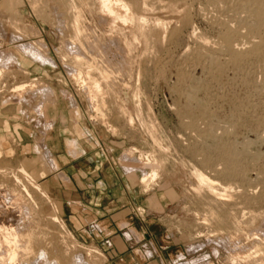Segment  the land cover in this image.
<instances>
[{"label": "rangeland", "instance_id": "rangeland-1", "mask_svg": "<svg viewBox=\"0 0 264 264\" xmlns=\"http://www.w3.org/2000/svg\"><path fill=\"white\" fill-rule=\"evenodd\" d=\"M127 1L144 22L112 32L95 0H0V183L25 168L50 198L31 225L49 256L38 264H114L101 227L77 232L59 200L81 210L62 185L75 165L121 188V209L151 228L139 264H264V0ZM74 55L100 91L74 82ZM27 83L39 87L20 95ZM148 157L158 177L144 186Z\"/></svg>", "mask_w": 264, "mask_h": 264}, {"label": "bare ground", "instance_id": "bare-ground-1", "mask_svg": "<svg viewBox=\"0 0 264 264\" xmlns=\"http://www.w3.org/2000/svg\"><path fill=\"white\" fill-rule=\"evenodd\" d=\"M81 1H83V0H81ZM93 3H95V8L91 12H93L94 15L100 17V19H102L103 22H105L109 26V29L112 32H116V31L122 32L124 27H127L129 25L134 26L135 24H136V26L137 25L140 26V24H142V22H144V18L138 17L136 14L137 12H134V10L132 8V6H134V5H131L127 0H95V2H93ZM90 5H92V4H90ZM93 5H92V7H94ZM71 8L73 9V18L75 21L74 26H73L74 32L77 34V37H79V39H81V37L84 35V33L81 34L82 32H84V31H82V30H84L82 27L83 25L81 26V24H80V21H82L81 20L82 16L77 11L78 7L75 5V3H71ZM259 17H261V16H259ZM145 26H147V25H145ZM137 29H138V27H137ZM86 32H87V30H86ZM80 35H81V37H80ZM134 37H136V36H134ZM83 38H84V36H83ZM82 40H85V38ZM85 41H84V43H85ZM83 47L85 48L86 46L83 45ZM82 50H83V48H82ZM30 52H31V54H34V56H38V54L34 50H30ZM72 52L73 53L76 52V47L73 49ZM72 60L78 66L77 69H75V72L72 73L73 74L72 78H73L74 82L77 83L79 85V87L81 85H82L81 86L82 88H86L89 86L91 90L100 91V88L102 89V87H101V84H99V82H97L99 79L96 81V79L92 78L91 73L89 71L84 72L80 68L81 65H83L85 63L83 56L80 57L78 55H74ZM93 60H95V58H93ZM86 62H88V60ZM93 63H95V62H92L91 64L93 65ZM91 64H90V66H92ZM96 65H97V63H96ZM86 68H89V67H86ZM106 73H107V71H106ZM2 74H3L2 70H0V78H1ZM104 77H105V75H104ZM37 82H38V80H37ZM37 87H39V86H37L36 84H33V83L28 84L27 83V84L21 85L19 87L20 89L18 88V90H16V91L20 90L19 94L21 95L22 91L23 92H25L27 90L34 91ZM16 91H13V93ZM93 92H95V91H93ZM89 93H90V91H89ZM96 93L97 92H95V95H96ZM90 95L92 98L90 103L92 104L93 102H95L94 100H96V97L99 94L96 96H94L92 94H90ZM19 97H21V96H19ZM89 98H90V96H89ZM48 154H47V157H48ZM133 155H134V153H131V155H128L130 159H128L126 161V164H128V166H132L133 168H137V165L134 164V162H132ZM45 158H46V156H45ZM150 158L148 157L145 160V162L141 163V167H140V169H142V170H146V169L152 170V173L150 175H148V176L146 175V177H144L141 180V183L144 186L145 185L150 186L152 183H154L157 180V177H158V174L156 172V168L159 165L157 166L155 161L151 160ZM44 162L46 163V165L48 166V169L52 173L55 171L57 173L58 168L56 169L55 163H53V164L50 163V161H48L47 158L45 159ZM228 169H229V167H228ZM28 171L25 168H22L18 171L19 172L18 174H20V175H17V174L14 175L15 172L14 173L12 172V174L14 175L12 177H14V179H15V185H13V186L9 187V186H6L5 183L2 184L3 182L0 183V264H38V263H40L39 261H47L48 257H49L48 253L44 250H37L36 251V247L34 246V243H35L34 242V234L32 233L31 225L34 224L33 222H34V219L36 218V216L39 217L41 212L43 214V210L40 212V210L43 207L41 205L42 201L43 200L48 201V200H50V198L47 195V193L44 192V190L41 188V186H40L41 184H39V182L37 183L35 180H33L32 177H34V176L32 175V177H31V174ZM6 172L0 171V176L2 177V175H6L5 174ZM200 174L201 173H199V175ZM203 175L201 174L199 176V178H198L199 181L202 184L207 183V184H210L213 186L214 183L211 180H209L208 177L206 178ZM22 178L24 180H26V182L29 183V185L31 186V189L29 188L28 185H26V183L23 181ZM1 179H3V178H1ZM14 179H12V180H14ZM8 181L11 182V180H7V182ZM10 182H9V185H10ZM212 186H211V189H214V188H212ZM32 190L40 195L39 196V198L41 197L40 200H38V198H35L34 192ZM47 220H49L51 223H54V224H58V225L60 224L61 227L63 226L62 227L63 229L65 227L61 223L57 214L51 215L50 218L48 217ZM238 258H239L240 263L251 264L250 261L248 260L249 257L244 256L242 258H240V257H238ZM255 258H257V257L255 256ZM236 261H237V259H234L232 261L233 264H235ZM79 262H80L79 260L76 261L77 264L81 263V262L80 263ZM256 262H258V260ZM258 264H263V263L259 261Z\"/></svg>", "mask_w": 264, "mask_h": 264}, {"label": "crops", "instance_id": "crops-1", "mask_svg": "<svg viewBox=\"0 0 264 264\" xmlns=\"http://www.w3.org/2000/svg\"><path fill=\"white\" fill-rule=\"evenodd\" d=\"M90 169L91 167H87L86 172L81 165L69 167V169H66L65 173L73 177V179H67L68 181L64 179L62 181L64 194L76 190L73 195L77 197V204L81 206V210H72L69 201L62 197V192L61 195L58 196L59 200H63L66 203L65 209L70 216L69 218L75 219L74 226L77 232H88V228L92 227L94 224L99 225V228L101 227V229H99L100 235L98 236V240L99 242L101 239L111 240L112 245L109 255H111L114 260V264H139V246L148 239L150 236L149 233H153L152 230H150L151 228L146 226L139 217L132 215L131 211H124L121 209L123 206L121 199L124 193L121 188H111L107 179H104L106 182L99 180L97 183H93L95 179L93 178L94 173H92L93 171L90 172ZM98 172L99 168L97 167V173ZM99 173L101 174V172ZM104 175L106 176V174ZM90 176L92 177L91 184H93V187H88L86 185L88 184L87 182ZM113 185L116 187V183ZM111 192L116 193L113 198L109 195ZM124 222H126L127 225L124 226ZM124 230L130 233V238L125 239L122 236ZM141 235L143 239H145L146 236L148 237H146L145 240H140Z\"/></svg>", "mask_w": 264, "mask_h": 264}]
</instances>
